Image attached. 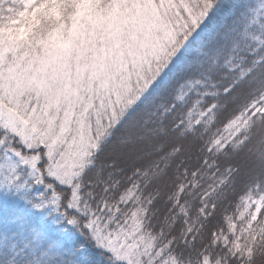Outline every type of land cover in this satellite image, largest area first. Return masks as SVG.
<instances>
[{
  "label": "snow or ice",
  "instance_id": "snow-or-ice-1",
  "mask_svg": "<svg viewBox=\"0 0 264 264\" xmlns=\"http://www.w3.org/2000/svg\"><path fill=\"white\" fill-rule=\"evenodd\" d=\"M100 258L264 264V0H0V264Z\"/></svg>",
  "mask_w": 264,
  "mask_h": 264
},
{
  "label": "trees",
  "instance_id": "trees-1",
  "mask_svg": "<svg viewBox=\"0 0 264 264\" xmlns=\"http://www.w3.org/2000/svg\"><path fill=\"white\" fill-rule=\"evenodd\" d=\"M239 3V0H237ZM221 28L213 29L211 34L206 33L204 39L201 41L200 44L191 46L182 57V60H191L197 57L200 53L206 51L208 47L211 45L212 41L215 39L216 33L221 31ZM97 264H105V261L100 258Z\"/></svg>",
  "mask_w": 264,
  "mask_h": 264
}]
</instances>
